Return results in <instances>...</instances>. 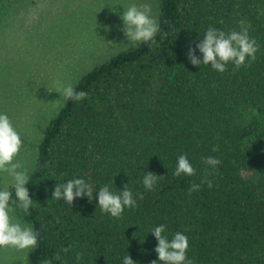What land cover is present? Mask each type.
Segmentation results:
<instances>
[{
    "label": "trees",
    "instance_id": "16d2710c",
    "mask_svg": "<svg viewBox=\"0 0 264 264\" xmlns=\"http://www.w3.org/2000/svg\"><path fill=\"white\" fill-rule=\"evenodd\" d=\"M241 22L259 45L251 67L229 62L221 73L190 63L208 27L228 33ZM158 24L155 44L135 43L83 74L74 87L87 98L65 99L48 121L26 185L33 205L22 211L39 232L27 264L57 254L52 264H123L128 254L151 264L150 231L161 224L169 240L187 236L194 264H264V0H160ZM181 154L195 176L173 175ZM208 156L221 162L214 170ZM205 169L213 187L189 195ZM147 172L162 176L151 191ZM73 178L92 186V200H53L56 184ZM125 184L137 206L119 219L102 212L99 188Z\"/></svg>",
    "mask_w": 264,
    "mask_h": 264
},
{
    "label": "rangeland",
    "instance_id": "374dc122",
    "mask_svg": "<svg viewBox=\"0 0 264 264\" xmlns=\"http://www.w3.org/2000/svg\"><path fill=\"white\" fill-rule=\"evenodd\" d=\"M148 3L158 22L160 0H0V113H6L23 146L17 157L30 175L48 121L65 98L56 81L79 78L135 43L128 42L121 15ZM0 172V190L12 185ZM15 220L29 224L16 208ZM32 226V225H31ZM29 249L0 248V264H27Z\"/></svg>",
    "mask_w": 264,
    "mask_h": 264
},
{
    "label": "clouds",
    "instance_id": "9594fccd",
    "mask_svg": "<svg viewBox=\"0 0 264 264\" xmlns=\"http://www.w3.org/2000/svg\"><path fill=\"white\" fill-rule=\"evenodd\" d=\"M123 21V31L128 42L133 43H156V35L160 31L157 20L152 15L151 5L148 3H133L121 15ZM202 54V59L195 55L196 50ZM259 51V45L255 38L251 37L248 28L241 22L239 31L232 30L228 33L215 27H208L203 38L196 44L195 48H189L187 53L188 60L194 66L201 64L210 65L218 72L227 71V64L233 63L236 68L251 67L256 60V53ZM57 92L63 95L66 100L80 101L87 98V93L77 91L71 83L63 84L56 81ZM23 141L20 134L15 129L13 122L6 113H0V172L7 173L12 178L11 187L13 192L8 189L0 190V248L14 247L18 250L35 249L38 247L39 232L35 231L33 226L22 224L15 220L12 213L16 208L21 209L25 214L29 212L33 205V199L30 198L26 185L29 181V174L24 165L17 160ZM218 151V146L213 148ZM203 162L213 170L221 163L218 158L208 156L203 158ZM195 176L196 169L190 163L187 155L181 154L178 157L177 166L173 175ZM211 173L205 169V176L199 184L193 182L188 187L187 192L191 195L199 191L203 184L209 188L213 187L212 181L208 179ZM162 177L154 173L147 172L143 176L144 187L151 191L157 180ZM93 188L82 178H73L66 183H57L52 192V199L56 201L63 200L69 205L78 197L87 196L89 201L93 198ZM139 199H143V193H137ZM38 203V202H37ZM98 205L104 213L110 214L113 218L119 219L125 208L134 209L137 206V200L134 199L128 184L124 185L123 191H110L108 185L99 188ZM57 222L59 220L57 219ZM166 226L161 224L154 227L150 233L157 240L155 252L158 254V261L162 264H194L192 259L187 257L189 247L188 238L181 232H176L171 240L164 235ZM67 253L69 248L61 249ZM77 262L82 260V253L76 252ZM53 259L59 260V254L52 259H43L40 264H52ZM157 260L151 261V264H158ZM123 264H136V262L126 255L123 258Z\"/></svg>",
    "mask_w": 264,
    "mask_h": 264
}]
</instances>
